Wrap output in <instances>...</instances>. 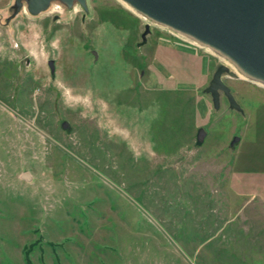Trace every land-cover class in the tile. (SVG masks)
Here are the masks:
<instances>
[{
    "label": "rangeland",
    "instance_id": "374dc122",
    "mask_svg": "<svg viewBox=\"0 0 264 264\" xmlns=\"http://www.w3.org/2000/svg\"><path fill=\"white\" fill-rule=\"evenodd\" d=\"M253 80L123 0H0V264H264Z\"/></svg>",
    "mask_w": 264,
    "mask_h": 264
},
{
    "label": "water",
    "instance_id": "95a60500",
    "mask_svg": "<svg viewBox=\"0 0 264 264\" xmlns=\"http://www.w3.org/2000/svg\"><path fill=\"white\" fill-rule=\"evenodd\" d=\"M51 0H27V9L37 12ZM71 5L74 0H63ZM85 7V0H77ZM135 10L172 30L187 35L216 50L228 58L239 71L264 84V0H124ZM148 23L142 32V41L148 31ZM50 71L54 61L48 59ZM228 69L220 63L205 90L211 94L214 106L219 104L220 91L229 105L240 109L230 87L223 81L222 73ZM68 122L62 121L66 127ZM205 135L198 127L196 143ZM239 137L234 135L230 143Z\"/></svg>",
    "mask_w": 264,
    "mask_h": 264
},
{
    "label": "bare ground",
    "instance_id": "6f19581e",
    "mask_svg": "<svg viewBox=\"0 0 264 264\" xmlns=\"http://www.w3.org/2000/svg\"><path fill=\"white\" fill-rule=\"evenodd\" d=\"M124 1V0H123ZM125 2V1H124ZM126 3V5H128L130 8H131V6L127 3V2H125ZM56 7V6H55ZM135 11H137V10H135ZM137 12H139V11H137ZM140 14H141V12H139ZM229 63V62H228ZM235 69V68H234ZM237 71V70H236ZM248 77V76H247ZM253 80V79H252ZM254 81V80H253ZM259 83V82H258ZM263 85V84H262Z\"/></svg>",
    "mask_w": 264,
    "mask_h": 264
}]
</instances>
